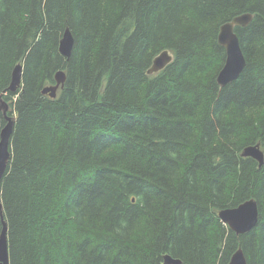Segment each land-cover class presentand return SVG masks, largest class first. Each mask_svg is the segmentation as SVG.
Masks as SVG:
<instances>
[{
    "label": "trees",
    "instance_id": "1",
    "mask_svg": "<svg viewBox=\"0 0 264 264\" xmlns=\"http://www.w3.org/2000/svg\"><path fill=\"white\" fill-rule=\"evenodd\" d=\"M245 12V66L220 86L219 28ZM163 50L171 60L148 74ZM0 94L14 120L9 264H227L237 248L264 264V157L241 155L264 154V0H0ZM250 198L258 221L236 234L218 211Z\"/></svg>",
    "mask_w": 264,
    "mask_h": 264
},
{
    "label": "water",
    "instance_id": "2",
    "mask_svg": "<svg viewBox=\"0 0 264 264\" xmlns=\"http://www.w3.org/2000/svg\"><path fill=\"white\" fill-rule=\"evenodd\" d=\"M252 14L249 12L242 13L233 17L230 21L223 23L218 32V43L225 49V60L219 70L216 81L220 86H225L238 77L245 66V58L242 53L239 39L235 33L234 27H245L251 20ZM73 36L69 28H65L61 39L59 41V52L69 57L73 46ZM172 56L167 50L161 51L157 54L151 63V66L147 69V73L151 74L161 70L170 60ZM22 66L20 63L15 64L12 69L11 81L7 87L9 91H15L21 82ZM55 83L45 85L42 89V93L48 94L50 97H55L57 90L63 86L65 80V72L59 69L54 74ZM0 110H2L3 116L6 120L5 125L0 130V181L5 173L6 167L10 159V137L13 131V117L7 114L8 104L2 99L0 94ZM243 155L250 156L258 161V165L263 163V151L260 148L259 143L251 144L244 149ZM0 216L1 201H0ZM220 220L226 224L232 231L237 233H243L247 230H251L258 221V207L254 198L247 199L239 203L235 207L225 208L218 212ZM164 264H181L179 258L172 256H164ZM0 264H9L8 258V243H7V226L4 220H2V226L0 230ZM227 264H247L243 252L240 248L230 257Z\"/></svg>",
    "mask_w": 264,
    "mask_h": 264
},
{
    "label": "bare ground",
    "instance_id": "3",
    "mask_svg": "<svg viewBox=\"0 0 264 264\" xmlns=\"http://www.w3.org/2000/svg\"><path fill=\"white\" fill-rule=\"evenodd\" d=\"M235 27H236V26H235ZM235 27H234V28H235ZM217 37H218V36H217ZM167 52H168L170 55L172 54V53H170V51H168V50H167ZM171 56H172V55H171ZM224 60H225V59H224ZM223 63H224V62H223ZM150 66H151V65H150ZM150 66H149V67H150ZM218 72H219V71H218ZM54 80H55V77H54ZM54 83H55V82H54ZM248 146H249V145H248ZM248 146H246V147H248ZM246 147H244V148L242 149V152H241V155H242V156H245V155H243V152H244V149H245ZM225 208H231V207H225ZM225 208H223V209H225ZM220 210H222V209H220ZM220 210H219V211H220ZM219 211H218V212H219ZM247 231H249V230H247ZM234 232H235V231H234ZM235 233H236V234H239V233H237V232H235ZM243 233H244V232H243ZM237 249H238V248H237ZM240 249H241V248H240ZM235 251H236V250H235ZM233 253H234V252H233ZM243 255H244V254H243ZM164 256H170V255H169V254H165V255H163V259H164ZM231 256H232V255H231ZM244 257H245V256H244ZM163 264H164V263H163Z\"/></svg>",
    "mask_w": 264,
    "mask_h": 264
}]
</instances>
